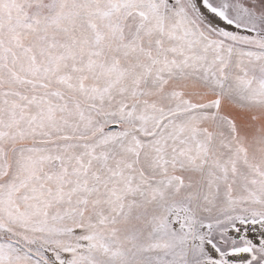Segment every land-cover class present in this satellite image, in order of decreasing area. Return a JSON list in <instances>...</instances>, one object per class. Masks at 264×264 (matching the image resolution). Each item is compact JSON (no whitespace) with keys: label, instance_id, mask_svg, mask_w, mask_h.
<instances>
[{"label":"snow or ice","instance_id":"snow-or-ice-1","mask_svg":"<svg viewBox=\"0 0 264 264\" xmlns=\"http://www.w3.org/2000/svg\"><path fill=\"white\" fill-rule=\"evenodd\" d=\"M0 264H264V0H0Z\"/></svg>","mask_w":264,"mask_h":264}]
</instances>
